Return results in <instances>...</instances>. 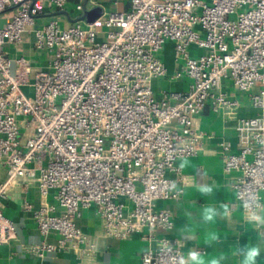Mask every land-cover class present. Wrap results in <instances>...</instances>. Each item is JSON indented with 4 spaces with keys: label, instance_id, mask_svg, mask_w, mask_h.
I'll return each instance as SVG.
<instances>
[{
    "label": "built area",
    "instance_id": "2783aa9c",
    "mask_svg": "<svg viewBox=\"0 0 264 264\" xmlns=\"http://www.w3.org/2000/svg\"><path fill=\"white\" fill-rule=\"evenodd\" d=\"M92 4L0 0V15L12 11L0 20V245L16 238L2 200L15 186L22 194L34 185L40 204L23 200L22 207L43 237L56 239L29 252L97 264L95 241L76 222L93 208L106 237L139 235L148 243L140 264H180L181 241L158 235L173 227L159 202L181 196L177 162L195 156L202 138L194 117L207 103L236 117L239 102L219 90L225 81L248 93L257 113L236 118L237 151L219 145L223 169L236 172L230 188L243 217L263 211L264 0H129L128 10L89 23L82 15ZM51 11L75 14L65 26ZM26 34L48 55L46 69L5 53ZM167 41L182 63L176 76L190 82L157 98L151 82L166 75L160 52Z\"/></svg>",
    "mask_w": 264,
    "mask_h": 264
},
{
    "label": "crops",
    "instance_id": "0c3cea01",
    "mask_svg": "<svg viewBox=\"0 0 264 264\" xmlns=\"http://www.w3.org/2000/svg\"><path fill=\"white\" fill-rule=\"evenodd\" d=\"M92 1L90 7L87 5V10L96 6L102 9L97 19H103L110 12L128 10L130 6L129 0ZM67 9H74L73 5H69ZM50 13L58 15L65 26L72 20L70 15L75 14L74 11ZM46 18V15L40 16L38 24L43 23ZM32 42V35L26 34L20 45H6L5 53L10 57L23 55L31 59L33 70L46 69L48 55L34 50ZM191 50L196 52L194 47ZM160 58L166 75L152 80L155 96L159 98L167 91L187 89L190 82L188 77L183 74L176 76L182 63L176 59L172 42L167 41L163 45ZM219 90L239 102L236 117H225L214 112L209 103L194 117L193 125L202 134L200 147L195 156L177 162L185 175L183 191L178 199L159 202V205L171 212L173 227L170 230H158V235L179 239L185 255L190 250L201 251L199 253L205 257L216 256L219 264H241L245 246L258 245L261 255L256 264H264V222L252 221L249 224L243 217L230 188L236 172L224 171L219 147L221 143H228L232 151H237L239 139L235 129L236 118L251 117L257 111L251 106L248 93L238 91L230 81H225ZM5 177V168L0 166V182ZM169 177L174 179L176 174L170 173ZM23 200L29 201L34 207L40 204L39 192L34 185L22 194L15 186L10 196L2 200L3 214L13 221L16 238L7 245H0V264H77L70 253L43 251L37 255L28 251L42 241L54 242L56 235L43 237L38 232L30 214L22 207ZM207 208L213 211L214 220L211 222L204 219V210ZM261 217H264V207ZM76 222L83 232L94 239V258L97 264H140V255L148 247V243L139 235H132L127 239L106 237L101 230V220L93 208L83 209Z\"/></svg>",
    "mask_w": 264,
    "mask_h": 264
},
{
    "label": "clouds",
    "instance_id": "9594fccd",
    "mask_svg": "<svg viewBox=\"0 0 264 264\" xmlns=\"http://www.w3.org/2000/svg\"><path fill=\"white\" fill-rule=\"evenodd\" d=\"M245 220L251 224L252 221L257 223L264 222V217L259 215H249L247 210L244 214ZM204 219L206 221H213L214 215L211 208L204 210ZM261 255V248L258 245H246L243 250V260L241 264H256L257 258ZM180 264H219V259L216 256L205 257L195 250H190L185 257L180 261Z\"/></svg>",
    "mask_w": 264,
    "mask_h": 264
},
{
    "label": "water",
    "instance_id": "95a60500",
    "mask_svg": "<svg viewBox=\"0 0 264 264\" xmlns=\"http://www.w3.org/2000/svg\"><path fill=\"white\" fill-rule=\"evenodd\" d=\"M102 13V9L99 6H96L92 9L85 10L82 17L86 19L87 22L92 23L97 19Z\"/></svg>",
    "mask_w": 264,
    "mask_h": 264
},
{
    "label": "rangeland",
    "instance_id": "374dc122",
    "mask_svg": "<svg viewBox=\"0 0 264 264\" xmlns=\"http://www.w3.org/2000/svg\"><path fill=\"white\" fill-rule=\"evenodd\" d=\"M78 0H70V5H74ZM8 15H11L12 14V11H10V13H7V12H4L0 15V20L3 18V17H6ZM231 17H233V15H231ZM25 92H27V88L24 89ZM32 92H30L31 94Z\"/></svg>",
    "mask_w": 264,
    "mask_h": 264
}]
</instances>
